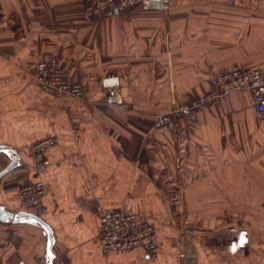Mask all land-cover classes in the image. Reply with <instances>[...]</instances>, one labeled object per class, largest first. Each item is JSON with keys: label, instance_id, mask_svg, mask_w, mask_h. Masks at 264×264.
<instances>
[{"label": "crops", "instance_id": "0c3cea01", "mask_svg": "<svg viewBox=\"0 0 264 264\" xmlns=\"http://www.w3.org/2000/svg\"><path fill=\"white\" fill-rule=\"evenodd\" d=\"M86 0H0V147L20 166L0 179V204L22 208L21 188L45 186L52 264H264V118L235 91L157 129L155 117L207 95L236 67L264 69V0H146L92 17ZM57 59L84 96L43 90L29 69ZM118 76L128 109L101 80ZM46 138L52 165L33 171ZM11 153V152H10ZM0 152V172L12 161ZM103 211L138 214L156 228L141 248L104 254ZM45 229L0 221V264H47Z\"/></svg>", "mask_w": 264, "mask_h": 264}, {"label": "built area", "instance_id": "2783aa9c", "mask_svg": "<svg viewBox=\"0 0 264 264\" xmlns=\"http://www.w3.org/2000/svg\"><path fill=\"white\" fill-rule=\"evenodd\" d=\"M146 0H86V13L97 17L136 7ZM31 75L47 92L58 96L82 98V83L73 81L56 59L39 61L32 65ZM105 88L110 90L108 102L120 103L115 89H119L120 81L116 76L103 80ZM213 90L200 98L190 107L174 108L169 115H157L154 127L160 129L174 122L180 115H189L200 107L217 102L221 97L235 91H248L253 96L259 117L264 118V69H248L236 67L228 72L215 74L211 79ZM118 96V97H117ZM56 143L55 138H46L36 143L33 151L34 163L31 169L40 172L49 168L52 163L45 158L44 150ZM45 186L41 180L28 183L21 188L22 208L30 209L36 215L44 211L43 198ZM98 241L104 254L126 252L141 248L150 259L159 252L156 228L142 219L138 214H125L120 211H103L99 228ZM17 264H27L20 261Z\"/></svg>", "mask_w": 264, "mask_h": 264}, {"label": "water", "instance_id": "95a60500", "mask_svg": "<svg viewBox=\"0 0 264 264\" xmlns=\"http://www.w3.org/2000/svg\"><path fill=\"white\" fill-rule=\"evenodd\" d=\"M7 152L10 153L12 157L11 163L0 172V179L5 176L10 171L14 170L15 168L20 166L19 161V153L17 151H8L6 147H0V152ZM24 219H29L39 225H41L47 234L48 237V243H47V264H52L53 260V245L55 243V237L53 233V229L50 227V225L40 216L27 212V211H20L18 213H13L12 211H9L6 209L5 206L0 204V221L1 222H21Z\"/></svg>", "mask_w": 264, "mask_h": 264}, {"label": "rangeland", "instance_id": "374dc122", "mask_svg": "<svg viewBox=\"0 0 264 264\" xmlns=\"http://www.w3.org/2000/svg\"><path fill=\"white\" fill-rule=\"evenodd\" d=\"M85 12H86V10H85ZM51 59V58H50ZM43 60H47V59H43ZM57 60V59H56ZM42 61V60H41ZM58 61V60H57ZM59 62V61H58ZM38 63V62H37ZM60 63V62H59ZM31 68H32V66L30 67V69H29V71H30V73H31ZM110 76H112V75H110ZM110 76H106V77H104L102 80H101V85H102V87L104 88V89H106L105 88V85H104V79H106V78H109ZM116 77H118V76H116ZM120 81V80H119ZM77 82V81H76ZM83 85V84H82ZM41 87V86H40ZM84 87V86H83ZM120 87V86H119ZM42 88V87H41ZM43 89V88H42ZM44 90V89H43ZM115 91H118V89H115ZM117 95L119 96V101H120V103H110V102H108V97H107V99H106V101L110 104V105H113V106H115V107H117V108H121V109H128L129 108V106H130V104L125 100V99H123L122 97H121V95H119V92H117ZM202 98V97H201ZM199 99H196V100H192V101H190V102H188L187 104H184V105H178V107H175V108H183V107H190V106H192L196 101H198ZM201 108V107H200ZM174 108H172L170 111H168V112H164V113H161L162 115H169V114H171L174 110H173ZM161 114H159V115H161ZM31 155L33 156V151H32V149H31ZM30 168H31V166H30Z\"/></svg>", "mask_w": 264, "mask_h": 264}, {"label": "trees", "instance_id": "16d2710c", "mask_svg": "<svg viewBox=\"0 0 264 264\" xmlns=\"http://www.w3.org/2000/svg\"><path fill=\"white\" fill-rule=\"evenodd\" d=\"M189 115H191V114H189ZM188 116V115H187Z\"/></svg>", "mask_w": 264, "mask_h": 264}, {"label": "bare ground", "instance_id": "6f19581e", "mask_svg": "<svg viewBox=\"0 0 264 264\" xmlns=\"http://www.w3.org/2000/svg\"><path fill=\"white\" fill-rule=\"evenodd\" d=\"M118 97V96H117Z\"/></svg>", "mask_w": 264, "mask_h": 264}]
</instances>
